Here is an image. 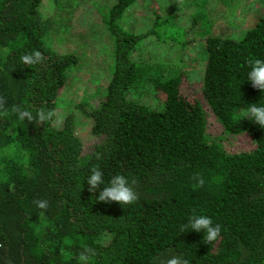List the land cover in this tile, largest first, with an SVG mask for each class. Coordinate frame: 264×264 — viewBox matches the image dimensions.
<instances>
[{"label": "trees", "instance_id": "trees-1", "mask_svg": "<svg viewBox=\"0 0 264 264\" xmlns=\"http://www.w3.org/2000/svg\"><path fill=\"white\" fill-rule=\"evenodd\" d=\"M135 1L118 0L100 11L115 37V62L99 105H77L103 138L83 155L75 113L59 128L11 112L13 105L34 115L56 110L80 62L75 50L44 40L52 27L40 11L43 0H0V96L9 109L7 117L0 115V264H80L85 249L92 250L89 264H158L173 255L190 264H264V128L243 114L249 104L264 105V91L247 79L246 63L264 59V1L254 0L255 21L236 37L214 31L208 0L177 4L180 10L174 6L166 16L154 10L148 31L128 30L119 20ZM180 18L187 24L177 25ZM161 35H171L164 37L168 46L176 37L174 51L189 59L192 42L206 41L200 94L191 98L181 90L185 79L192 82L191 72L161 73L172 59L157 50ZM147 38L154 52H144ZM37 49L43 62L29 67L20 61ZM147 90L163 108L132 95ZM212 116L223 133L249 134L254 148L228 152L220 134L208 133ZM97 164L105 185L117 174L135 179L138 201H99L101 189L91 192L87 183ZM37 199L47 200L48 209L38 208ZM193 210L221 225L217 241L180 231Z\"/></svg>", "mask_w": 264, "mask_h": 264}, {"label": "rangeland", "instance_id": "rangeland-1", "mask_svg": "<svg viewBox=\"0 0 264 264\" xmlns=\"http://www.w3.org/2000/svg\"><path fill=\"white\" fill-rule=\"evenodd\" d=\"M196 1L157 0L149 5L150 0H136L127 8L123 18L119 21L128 30L144 33L155 23L154 10H159L160 14L166 16L174 6L180 10L176 6L177 4L189 7L194 6L191 4ZM252 1L254 2V0H208V11L213 14L215 19L214 31L235 37L242 35L255 21L254 8L256 4L254 2L253 6ZM117 2L118 0H43L40 6L44 21H47V24L52 27L47 38L44 39L46 43L54 48L61 45L64 50H75L79 57L80 64L71 68L70 82L56 103V111L62 119L60 122L53 123L60 128L68 114L75 113V131L82 140L83 155L90 154L94 145L102 141L103 138L92 132L93 119L88 116L86 109L82 110L77 105L82 101H87L91 105L98 106L103 100L105 88L112 74L111 67L115 62L116 42L100 11L103 7L109 9ZM262 9L264 10V2ZM174 21L179 26L187 24L184 18ZM192 31V36H200L196 29H192ZM159 33L161 32L159 31ZM170 36L161 35L160 37L163 38L157 45V50L160 53H168L172 58L171 62H166L160 67V71L165 76H177L181 73L188 74V72L194 74L192 82L185 79L181 87L182 91L193 98L194 92L201 93L200 86L207 56L206 41L196 39L192 42L193 58L189 59L179 56L174 51L177 43L175 42L177 41L176 37H174V41L172 39L169 40L171 42L167 41L172 44L171 46L165 44L164 37ZM150 38L154 39L153 36ZM148 40L149 38L142 45L144 52L147 50L154 52L152 47L145 46ZM191 83L193 84L191 85ZM132 95L158 109L165 105L160 97L150 91L145 93L137 91ZM209 121L208 133L214 137L220 134L222 143L228 152L239 153L254 148V140L249 134L228 135L222 132L220 123L214 120L213 116L209 118Z\"/></svg>", "mask_w": 264, "mask_h": 264}, {"label": "clouds", "instance_id": "clouds-1", "mask_svg": "<svg viewBox=\"0 0 264 264\" xmlns=\"http://www.w3.org/2000/svg\"><path fill=\"white\" fill-rule=\"evenodd\" d=\"M19 59L23 64L31 67L43 62L44 56L41 51L37 49L22 54ZM246 63L250 68L247 79L254 88L264 91V59L249 58ZM6 103V99L0 96V115L5 117L9 115V109L6 107ZM11 112L17 114L21 121L27 119L30 122L36 121L39 124H44L49 121L57 123L62 119L54 109L45 110L41 108L38 109L34 115L33 112L27 108L13 105ZM243 114L249 117L248 120L254 121L264 128V105L256 103L249 104L248 107L243 110ZM96 159H102V155L98 153ZM87 183L90 186L89 191L91 192H94L98 188L101 189L98 195V200L101 202H117L121 205H129L135 203L139 199V195L133 187L137 183L135 179H132L130 182L128 177L117 174L105 185L104 174L98 164L91 167ZM198 183L202 186L204 183L203 179H199ZM101 185L105 186L101 188ZM34 203L42 210H47L49 207V202L47 200L37 199ZM41 215H43V213H41ZM190 230L203 232V239L208 244H211L219 239L222 227L218 223L214 224L211 217L198 215L195 210H193V214L189 217L188 223L180 225V231L182 233ZM91 251V249H85L79 254L78 260L80 264H89L90 257L88 253ZM158 264H190V262L186 258L173 255L166 260L158 261Z\"/></svg>", "mask_w": 264, "mask_h": 264}]
</instances>
